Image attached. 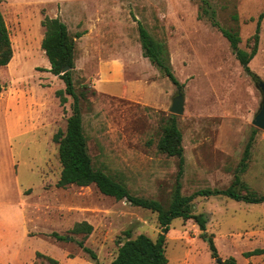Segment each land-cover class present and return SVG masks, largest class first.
<instances>
[{"label": "rangeland", "instance_id": "rangeland-1", "mask_svg": "<svg viewBox=\"0 0 264 264\" xmlns=\"http://www.w3.org/2000/svg\"><path fill=\"white\" fill-rule=\"evenodd\" d=\"M0 0L13 57L0 66V264H110L128 238L161 232L158 213L102 193L95 183L58 186L63 165L54 135L66 130L73 97L62 103L65 82L51 71L42 40L43 19L59 17L76 38L73 77L81 94L83 124L95 168L123 182L132 193L168 207L177 186L179 160L159 149L174 97L182 91L185 172L181 192L234 186L264 194V130L253 124L263 94L237 59L220 28L237 31L250 51L259 20L258 52L250 69L264 81V0ZM262 16V17H261ZM261 17V19H260ZM167 45L175 85L143 56L138 23ZM99 53L87 59L92 41ZM119 72L122 76H113ZM176 115V114H175ZM256 129L251 156L240 169ZM193 211L208 217L203 231L194 219L175 218L166 237L167 264H218L223 260L264 264V202L198 196ZM89 222L90 234L72 231ZM66 235L65 240L52 232ZM97 255L93 258L78 241ZM39 254L37 255V253ZM218 256V257H219Z\"/></svg>", "mask_w": 264, "mask_h": 264}, {"label": "trees", "instance_id": "trees-1", "mask_svg": "<svg viewBox=\"0 0 264 264\" xmlns=\"http://www.w3.org/2000/svg\"><path fill=\"white\" fill-rule=\"evenodd\" d=\"M208 6V0H203ZM206 7L205 9H210ZM262 17V16H261ZM260 17V19H261ZM45 27V36L42 40V48L48 56L51 68L50 71L59 76L65 82V89L57 91L62 103H66L65 93L73 97L72 114L68 118L66 130H59L54 135V140L59 144L60 160L63 165L61 177L58 186L65 187L70 184L89 185L95 183L99 190L116 199H126L133 205L141 206L158 213V219L161 226V232L157 239H153L146 234H140L136 238L131 237V231H127L128 238L119 247L116 258L110 264H167L166 255V237L170 230L172 221L175 218L194 219L200 229L207 230L208 217L205 213H195L193 211V200L198 196H227L238 201L247 203L264 202V194H257L252 191L240 193L235 190L234 186L241 183V177L236 175L234 186L226 189H200L190 195H184L181 192V179L185 172L186 158L183 146V134L177 122V115L171 114L164 128V133L159 141V149L178 158L177 186L173 200L168 207L154 198H145L136 195L121 181L116 180L112 175L102 169L95 168L93 158L88 149V139L83 124V115L81 109V94L77 92L73 77L76 58V38L81 37L85 32H78L72 36L68 25L59 17H50L48 15L42 21ZM213 24L220 28L223 35L230 41L237 59L241 62L244 69L254 79L259 77L250 69V62L258 52L260 42L259 20L257 31L254 34L253 47L247 51L240 47L241 36L237 31L226 29L220 26L217 20ZM140 42L143 49V55L151 60L170 80L177 86L181 82L175 75L169 58L167 45L157 41L142 22L138 23ZM13 57L12 41L5 17L0 9V66L8 65ZM65 66L69 70L62 72ZM4 85L0 82V95ZM256 129L250 135L245 146L240 169L245 170L247 161L251 156L254 145ZM94 227L89 222L76 223L72 229L75 233L90 234ZM59 240H65L66 235L56 231L51 234ZM209 246L213 257H218L219 252L213 237H209ZM78 244L93 258H97L94 250L85 245L84 239L79 240ZM264 248H256L244 253L245 257L261 255ZM39 252L37 253V255ZM49 263L59 264V260L47 256ZM220 264V263H218ZM222 264H238L236 257L230 256L223 260Z\"/></svg>", "mask_w": 264, "mask_h": 264}, {"label": "water", "instance_id": "water-1", "mask_svg": "<svg viewBox=\"0 0 264 264\" xmlns=\"http://www.w3.org/2000/svg\"><path fill=\"white\" fill-rule=\"evenodd\" d=\"M68 70H69V66H65L63 68L62 72L65 73ZM256 84L260 88V90L262 91V94H263V102H262V105H261L258 113L255 115V117L253 119V124L256 127L264 130V81L261 80V79H257L256 80ZM184 104H185L184 94H183L182 91H179L178 94L173 99V103H172V106H171L170 111L173 114H176V115L183 114L184 113V110H185ZM207 240H209V239L207 238ZM216 260L220 264L223 263V259L220 256L217 257Z\"/></svg>", "mask_w": 264, "mask_h": 264}, {"label": "crops", "instance_id": "crops-1", "mask_svg": "<svg viewBox=\"0 0 264 264\" xmlns=\"http://www.w3.org/2000/svg\"><path fill=\"white\" fill-rule=\"evenodd\" d=\"M88 30H85V33L83 34V36H87L90 37V35H92L93 33H95V24L93 23L92 25L90 24V26H88L87 28ZM142 46V45H141ZM143 51V50H142ZM85 55L87 57V59L93 58L95 57V54L99 53L98 51V47H97V43L95 40L92 41V44H89L85 50ZM144 56V55H143ZM145 57V56H144ZM147 58V57H146ZM118 75L119 77H121L122 75L119 74V72H114L113 76Z\"/></svg>", "mask_w": 264, "mask_h": 264}]
</instances>
